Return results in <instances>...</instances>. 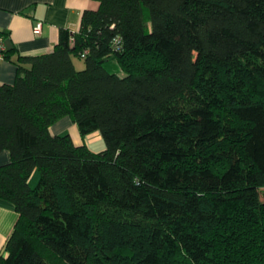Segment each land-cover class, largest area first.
I'll return each mask as SVG.
<instances>
[{
	"label": "trees",
	"instance_id": "trees-1",
	"mask_svg": "<svg viewBox=\"0 0 264 264\" xmlns=\"http://www.w3.org/2000/svg\"><path fill=\"white\" fill-rule=\"evenodd\" d=\"M94 1L0 85V264H264V0Z\"/></svg>",
	"mask_w": 264,
	"mask_h": 264
},
{
	"label": "crops",
	"instance_id": "crops-1",
	"mask_svg": "<svg viewBox=\"0 0 264 264\" xmlns=\"http://www.w3.org/2000/svg\"><path fill=\"white\" fill-rule=\"evenodd\" d=\"M94 0H0V34L6 49L13 50L10 59L0 61V85L10 84L15 78V60L18 55H39L50 52L57 43L60 29L76 31L80 14L85 9H96ZM41 22V30L34 33L33 26ZM50 131L54 135L69 134L75 145H87L91 150H102L97 133L85 139L69 117L55 122ZM99 145V150L92 148ZM9 161L7 151L0 152V165ZM33 174L31 182H35ZM17 219L14 206L0 199V252Z\"/></svg>",
	"mask_w": 264,
	"mask_h": 264
},
{
	"label": "rangeland",
	"instance_id": "rangeland-1",
	"mask_svg": "<svg viewBox=\"0 0 264 264\" xmlns=\"http://www.w3.org/2000/svg\"><path fill=\"white\" fill-rule=\"evenodd\" d=\"M74 65H75V67H76V69L77 70H81L82 68H83V66H84V64H83V62H82V60L81 59H77V58H75L74 60ZM104 68L107 70V71H109V72H112V73H116V74H121V72H120V70H119V68H118V66H117V64H116V62L113 60V59H108L105 63H104ZM92 133H95V132H92ZM97 133V137L100 139V143L102 144V147L104 148V142H103V140L101 139V136H100V134L98 133V132H96ZM92 135L93 134H87V135H85L84 137H85V139H89V138H92ZM92 148H96V150L98 149L99 150V145L98 144H96V143H92ZM36 176H35V183H32L31 182V184H30V187L31 188H34L35 186H36V177H37V174H35Z\"/></svg>",
	"mask_w": 264,
	"mask_h": 264
},
{
	"label": "built area",
	"instance_id": "built-area-1",
	"mask_svg": "<svg viewBox=\"0 0 264 264\" xmlns=\"http://www.w3.org/2000/svg\"><path fill=\"white\" fill-rule=\"evenodd\" d=\"M41 30V22H36L35 25L33 26V31L34 33L38 34ZM6 48H5V45H4V41H3V38L0 34V61L3 60V55H4V52H5Z\"/></svg>",
	"mask_w": 264,
	"mask_h": 264
}]
</instances>
